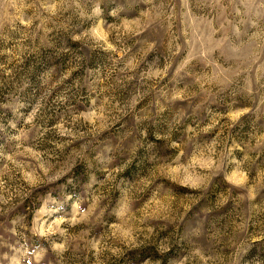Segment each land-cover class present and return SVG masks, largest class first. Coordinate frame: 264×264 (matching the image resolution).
I'll use <instances>...</instances> for the list:
<instances>
[{"label": "rangeland", "instance_id": "1", "mask_svg": "<svg viewBox=\"0 0 264 264\" xmlns=\"http://www.w3.org/2000/svg\"><path fill=\"white\" fill-rule=\"evenodd\" d=\"M0 264H264V0H0Z\"/></svg>", "mask_w": 264, "mask_h": 264}]
</instances>
